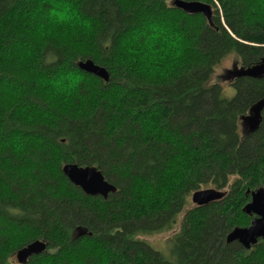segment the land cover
Segmentation results:
<instances>
[{
    "label": "trees",
    "instance_id": "1",
    "mask_svg": "<svg viewBox=\"0 0 264 264\" xmlns=\"http://www.w3.org/2000/svg\"><path fill=\"white\" fill-rule=\"evenodd\" d=\"M171 1L78 0L91 32L41 36L44 0H0V264L38 239L47 252L26 264H264V240L226 243L252 221L248 191L264 188V111L256 132L240 127L264 77L232 81L231 100L210 84L229 55L246 68L264 58V0H185L210 4L213 25ZM154 23L184 35L179 57L144 36L126 45ZM88 59L109 82L78 69ZM65 66L84 77L68 98L49 83ZM68 163L97 167L117 192L84 195ZM204 188L227 191L187 209ZM177 225L170 258L139 239Z\"/></svg>",
    "mask_w": 264,
    "mask_h": 264
},
{
    "label": "water",
    "instance_id": "2",
    "mask_svg": "<svg viewBox=\"0 0 264 264\" xmlns=\"http://www.w3.org/2000/svg\"><path fill=\"white\" fill-rule=\"evenodd\" d=\"M171 6L182 11L187 15H203L210 25H213V8L211 5L200 1L173 0ZM79 70L96 76L105 83L109 82L110 76L107 70L94 61L88 59L77 63ZM232 78L249 77L261 79L264 77V58L261 63L250 68L234 67L229 72ZM264 110V99L255 104L249 117L242 118L244 127L249 133L259 129L261 124V113ZM63 175L68 181L79 188L84 195L89 197H101L107 199L109 195L115 194L117 188L114 184L108 182L102 172L94 166H80L78 164H65L62 168ZM224 193L217 190H199L193 193L192 202L199 207L207 206L221 198ZM243 212L248 216H255L251 225L245 228H234L227 236L226 243H239L245 249L249 250L257 244L259 239H264V189H258L251 192V201L245 206ZM85 232L79 236L85 235ZM47 242L44 240H35L17 251L16 258L20 264H25L33 257L46 252Z\"/></svg>",
    "mask_w": 264,
    "mask_h": 264
},
{
    "label": "clouds",
    "instance_id": "3",
    "mask_svg": "<svg viewBox=\"0 0 264 264\" xmlns=\"http://www.w3.org/2000/svg\"><path fill=\"white\" fill-rule=\"evenodd\" d=\"M44 3L47 8L44 13V22L39 28L41 36L52 34L57 28L71 30L73 34L92 31L93 21L81 13L78 0H44ZM140 36H144L145 43L149 48H152L157 42L167 44V49L163 50L166 54L170 52L175 57H179L183 48L186 47L184 35L174 32L163 24H151L146 33L134 34L126 42V45L137 43ZM55 60L56 57L50 55L45 62L54 63ZM83 82L84 77L68 66H65L64 70L49 81L55 95L66 98L77 95Z\"/></svg>",
    "mask_w": 264,
    "mask_h": 264
},
{
    "label": "rangeland",
    "instance_id": "4",
    "mask_svg": "<svg viewBox=\"0 0 264 264\" xmlns=\"http://www.w3.org/2000/svg\"><path fill=\"white\" fill-rule=\"evenodd\" d=\"M215 1V0H214ZM210 5V4H209ZM219 6V5H218ZM241 67L240 60L238 59L237 56L235 55H229L226 59H224L220 64H218L215 69L214 73L211 77V83L210 84H218L221 87V94L223 98L227 100H231L236 92L234 88L230 85L231 82L226 81L224 76L226 75L227 71H232L234 67ZM234 181V178L231 179V183ZM201 190H216V189H201ZM226 190H222L221 192L225 193ZM195 206L191 202V197L188 198V208L187 209H192ZM182 220V217L178 221V225L180 224ZM178 225L175 227V229L169 233H164L160 235H146L139 237L140 240L146 242L149 244V246L156 251L161 252L165 256L170 258L169 250H170V245L168 246V243H170V240L172 237L178 233Z\"/></svg>",
    "mask_w": 264,
    "mask_h": 264
},
{
    "label": "bare ground",
    "instance_id": "5",
    "mask_svg": "<svg viewBox=\"0 0 264 264\" xmlns=\"http://www.w3.org/2000/svg\"><path fill=\"white\" fill-rule=\"evenodd\" d=\"M262 61V60H261ZM261 61L258 63V64H260L261 63ZM257 64V65H258ZM255 66V65H254ZM251 67H253V66H251ZM240 68H246V67H240ZM247 68H250V67H247ZM246 68V69H247ZM229 72L230 71H227V73H226V75L224 76V78L226 79V81H229V82H232V81H234L235 79H240V78H232V77H230V75H229ZM242 78H249V77H242ZM250 79H253V78H250ZM256 80V79H255ZM264 99V98H263ZM262 100V99H261ZM260 101V100H259ZM258 101V102H259ZM257 102V103H258ZM256 103V104H257ZM255 105V104H254ZM253 105V106H254ZM252 106V107H253ZM251 107V108H252ZM251 108H250V110H251ZM250 110H249V112L247 113V115H245V116H242L241 118H240V127H241V132H242V134L243 135H245V136H248V135H250V134H252V133H254V132H252V133H249L247 130H246V128L244 127V121H243V119L242 118H244V117H249V115H250ZM264 111V110H263ZM263 111H262V113H263ZM262 113H261V122H262ZM261 125V124H260ZM260 128V127H259ZM258 130V129H257ZM256 130V131H257ZM255 131V132H256ZM259 189H261V188H259ZM264 189V188H263ZM258 190V189H257ZM256 191V190H255ZM253 192V191H252ZM248 194H249V196H250V201H251V191H248ZM225 195V194H224ZM192 196H193V194H192ZM192 196H191V202H192ZM224 197V196H223ZM222 199V198H221ZM221 199H219V200H221ZM219 200H217V201H219ZM216 202V201H215ZM193 203V202H192ZM214 203V202H213ZM193 205L194 206H196V207H199V206H197L196 204H194L193 203ZM202 207H204V206H202ZM245 208V207H244ZM242 212H243V210H242ZM244 213V212H243ZM245 214V213H244ZM246 215V214H245ZM248 216V215H247ZM249 217H252V220L255 218V216H249ZM252 222V221H251ZM250 225H251V223H250ZM249 225V226H250ZM248 226V227H249ZM237 228V227H236ZM239 228H241V227H239ZM228 236V235H227ZM260 240H264V239H259L258 240V242L260 241ZM258 242H257V244H258ZM257 244H255L254 246H256ZM254 246H252V247H254ZM243 247V246H242ZM252 247H251V249H252ZM244 248V247H243ZM245 249V248H244ZM251 249H249V250H247V249H245L246 251H250ZM46 252H47V249H46ZM45 252V253H46ZM45 253H43V254H45ZM43 254H41V255H43ZM17 259V258H16ZM19 263V262H18ZM20 264V263H19ZM26 264V263H25Z\"/></svg>",
    "mask_w": 264,
    "mask_h": 264
}]
</instances>
